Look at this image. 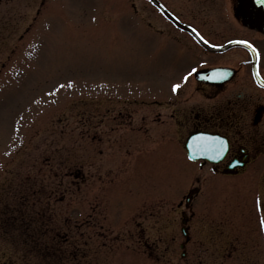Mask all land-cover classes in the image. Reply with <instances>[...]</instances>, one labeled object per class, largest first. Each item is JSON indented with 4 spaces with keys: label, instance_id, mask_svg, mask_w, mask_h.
Segmentation results:
<instances>
[{
    "label": "rangeland",
    "instance_id": "1",
    "mask_svg": "<svg viewBox=\"0 0 264 264\" xmlns=\"http://www.w3.org/2000/svg\"><path fill=\"white\" fill-rule=\"evenodd\" d=\"M40 1L0 0V264H30L20 241L35 223L38 240L52 224L58 244L52 263L38 252L37 264H174L183 237L171 210L193 175L203 180L199 214L223 195L210 202L207 170L175 137L135 135L124 119L99 120L103 113L85 119L99 101L101 112L124 110L119 98L148 80L142 19L130 0ZM132 1L139 15L152 14L145 0ZM10 182L20 196L4 194ZM65 246L68 258L57 253Z\"/></svg>",
    "mask_w": 264,
    "mask_h": 264
},
{
    "label": "flooded vegetation",
    "instance_id": "2",
    "mask_svg": "<svg viewBox=\"0 0 264 264\" xmlns=\"http://www.w3.org/2000/svg\"><path fill=\"white\" fill-rule=\"evenodd\" d=\"M159 1L196 33L175 24L150 0L145 3L152 14L145 10L139 15L130 0L134 19L143 21L148 80L142 87L132 84L122 100L124 110L111 105L101 112L99 101L95 113L85 119L103 113L99 120L107 115L113 122L124 119L126 130L135 135L160 140L173 136L180 146L189 134L206 136L217 159L212 152L193 164L207 170L210 202L215 194L223 197L199 214L196 200L203 180L194 175L192 186L198 190L190 203L188 234L177 242L180 252L174 263L186 264L190 258L191 264H264V0ZM174 85L179 87L173 90ZM79 173L86 179L84 171ZM10 183L13 186L3 185V191L20 196L19 183ZM174 213L182 216L185 210L178 207ZM42 214L35 207V221ZM38 229L33 224L29 239L20 241L31 254L30 261L27 252L23 259L37 264V253L44 252L52 263L58 245L50 234L53 225L42 228L43 240H38ZM66 249L57 253L68 258Z\"/></svg>",
    "mask_w": 264,
    "mask_h": 264
},
{
    "label": "water",
    "instance_id": "3",
    "mask_svg": "<svg viewBox=\"0 0 264 264\" xmlns=\"http://www.w3.org/2000/svg\"><path fill=\"white\" fill-rule=\"evenodd\" d=\"M190 144H191V140H190L188 143H186L187 148H188V151H189V154H190L191 157L193 156L194 158H196V157L194 156L193 152H192L193 148L191 147ZM193 191H194V190H191V191L189 192V194H188V196H187V201L191 198V195H192Z\"/></svg>",
    "mask_w": 264,
    "mask_h": 264
},
{
    "label": "snow or ice",
    "instance_id": "4",
    "mask_svg": "<svg viewBox=\"0 0 264 264\" xmlns=\"http://www.w3.org/2000/svg\"><path fill=\"white\" fill-rule=\"evenodd\" d=\"M177 87H179L178 85H174L173 86V90H175ZM262 223H264V220L261 221Z\"/></svg>",
    "mask_w": 264,
    "mask_h": 264
}]
</instances>
